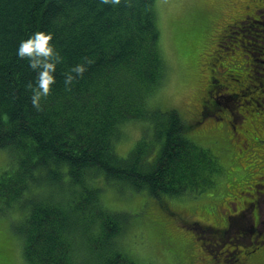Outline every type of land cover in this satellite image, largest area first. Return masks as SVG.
I'll list each match as a JSON object with an SVG mask.
<instances>
[{"label": "trees", "instance_id": "1", "mask_svg": "<svg viewBox=\"0 0 264 264\" xmlns=\"http://www.w3.org/2000/svg\"><path fill=\"white\" fill-rule=\"evenodd\" d=\"M261 40L264 47V32ZM166 70L156 0H0V150L12 169L0 176V197L25 195L29 209L16 234L27 264H134L122 256L120 214L102 209L99 179L155 198L212 184L214 156L188 134L198 136L206 116L222 118L206 113L189 124L174 109L150 106ZM241 88L221 104L214 99L211 113L251 105ZM129 122L148 123L150 132L123 157L116 143ZM66 191V206L45 196ZM77 192L81 214L70 215ZM83 250L88 258L79 261ZM228 255L211 259L238 261L235 251Z\"/></svg>", "mask_w": 264, "mask_h": 264}, {"label": "rangeland", "instance_id": "2", "mask_svg": "<svg viewBox=\"0 0 264 264\" xmlns=\"http://www.w3.org/2000/svg\"><path fill=\"white\" fill-rule=\"evenodd\" d=\"M256 11H261L260 18L256 17ZM263 11L264 0H156L160 48L167 70L162 87L150 99V106L174 109L189 124L196 123L203 101L210 99L206 89L213 79L229 85L228 89L214 93L220 104L221 96L237 91L241 85L244 100L251 105L232 107V115L226 109L212 114L208 107L212 102L207 103L208 113L216 118L221 116L222 121L214 122L206 116L194 128L198 136L188 134L215 157L212 160L217 170L209 176L212 181L209 187L192 194L155 198L102 179L96 181L95 185L101 188L98 195L102 209L118 212L122 218L119 224L123 231L119 242L125 252L122 256L134 264H214L212 254L218 253L223 259L235 251V259L242 260L241 252L249 250L246 248L248 237L234 232L239 226L249 231L246 212L242 218L233 220L232 230H228L225 238L214 233L200 234L193 225L201 221L221 227L227 222L226 217L233 214V208L242 209V203H248L249 198H258L264 212V196L261 195L264 191V64L260 63L264 60ZM248 16L255 18L246 20ZM236 72L241 74L238 82L233 81ZM232 98L225 103L230 108L234 105ZM248 109L261 110L255 113L258 117H251ZM247 122L250 126L245 125ZM146 130L149 133L150 127L144 122L121 126L116 143L118 154L127 155ZM6 166L4 151L0 150V176L12 171ZM246 182L251 184L247 185V191ZM69 195L72 194L66 191L45 196L65 201L66 206ZM24 196L18 195L13 200L0 197V264H27L21 251V238L16 234L23 218L20 215H27L29 209L22 201ZM78 197L79 192L71 204L70 215L81 214ZM261 220L263 222L264 218ZM89 229L94 231L95 228ZM207 236L212 239L211 243L224 240L231 244L226 242L216 248L209 245ZM260 250L264 252V246ZM76 254L79 261L88 258L85 250Z\"/></svg>", "mask_w": 264, "mask_h": 264}, {"label": "flooded vegetation", "instance_id": "3", "mask_svg": "<svg viewBox=\"0 0 264 264\" xmlns=\"http://www.w3.org/2000/svg\"><path fill=\"white\" fill-rule=\"evenodd\" d=\"M255 14L256 16H261V11L260 12L256 11ZM251 18L253 17L251 16L245 17L246 20H250ZM239 23L241 24V22ZM225 41H229V39L225 38ZM261 63L264 64V60H262ZM221 84L225 86L228 85L224 81H220L217 79H213L210 81V83L208 84L209 89H206V94L210 99L207 100V102L203 101L204 105H202V108H201L202 110L199 113L198 117L199 116L202 117L204 114L208 113V107H207L208 105L206 106V103L210 104L212 102L211 105L209 106H212V105L214 106V99H215L214 93L219 92L217 86ZM245 125L250 126L249 122L245 123ZM242 205H243V208L240 210H237V208H233V214L226 217L227 222H224L225 224L222 223L223 226L221 227L220 226L214 227L210 224H205L201 221H196L193 227L200 234L214 233L218 236L225 237L228 234V230H232L231 225L234 223L233 220L242 218L243 216H245L243 215L244 212H246L248 214L249 232L248 234H244L241 236L248 237L249 243L246 244L247 246L246 248H248L249 250L241 252L244 254V258L242 260L239 259L238 261L242 262V264H264V252L260 250V247L264 246V221L262 222L261 220V217L264 218V212L262 211V208L260 206V200L258 198H255V200L251 202V205L248 206L246 202H243ZM260 224H263L262 228H260ZM204 228H206L207 230H204ZM234 232L241 234L240 230H236ZM208 237L209 236H207V242L209 243V245L213 244L212 246H215L216 248H220L226 242L227 243L230 242V241H224V240H214L215 242L213 241V243H211L212 239ZM197 241H199V239H197Z\"/></svg>", "mask_w": 264, "mask_h": 264}]
</instances>
